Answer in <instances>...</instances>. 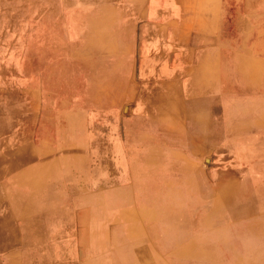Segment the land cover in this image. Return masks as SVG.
Here are the masks:
<instances>
[{"label": "rangeland", "instance_id": "374dc122", "mask_svg": "<svg viewBox=\"0 0 264 264\" xmlns=\"http://www.w3.org/2000/svg\"><path fill=\"white\" fill-rule=\"evenodd\" d=\"M94 1L110 2L0 0V216L20 229L19 250L0 259L264 264V129L206 148L165 137L179 107L156 98L158 75L139 71L132 33H117L116 59L84 57L70 41L68 57L44 60L49 90L30 78V8L37 22L45 3Z\"/></svg>", "mask_w": 264, "mask_h": 264}, {"label": "crops", "instance_id": "0c3cea01", "mask_svg": "<svg viewBox=\"0 0 264 264\" xmlns=\"http://www.w3.org/2000/svg\"><path fill=\"white\" fill-rule=\"evenodd\" d=\"M46 6L45 3V17L37 22L31 16L40 8H30L34 12L30 13L27 28L32 36L30 58L38 60L32 71L35 76L30 78L40 80L38 89L49 90L43 86L40 74H46L45 68L52 64L44 60L68 57L70 41L76 39L74 51L84 57L116 59L117 33L127 37L132 33L139 71L158 75L156 98L172 95L174 107H179L173 111L174 116L180 114L179 118L175 116L172 125L165 124L169 120L164 122L161 131H165V137L202 139L206 148L212 137H254L255 131L264 129V0H110L62 2L50 9ZM91 40L98 49L82 50ZM64 62L54 66L58 65L62 72L68 64ZM214 107H221V118H214ZM166 108L162 114L170 112ZM14 155L13 162L19 165L21 152ZM2 161L0 165L9 163ZM8 214L0 216V249L14 252L20 248L19 239L14 240L20 229L19 225L15 229L13 217ZM75 260L45 262L118 264L116 259L105 257ZM0 264L23 263L7 253ZM125 264L151 262L135 257Z\"/></svg>", "mask_w": 264, "mask_h": 264}, {"label": "bare ground", "instance_id": "6f19581e", "mask_svg": "<svg viewBox=\"0 0 264 264\" xmlns=\"http://www.w3.org/2000/svg\"><path fill=\"white\" fill-rule=\"evenodd\" d=\"M109 1V0H108ZM95 4V3H94ZM98 6V5H97ZM107 97V96H106ZM49 107V106H48ZM48 109V108H47Z\"/></svg>", "mask_w": 264, "mask_h": 264}]
</instances>
